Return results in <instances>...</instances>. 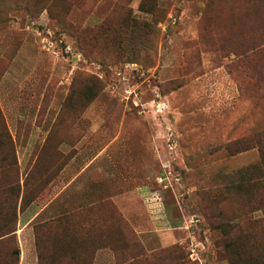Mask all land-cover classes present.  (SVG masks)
Instances as JSON below:
<instances>
[{"label": "rangeland", "instance_id": "obj_1", "mask_svg": "<svg viewBox=\"0 0 264 264\" xmlns=\"http://www.w3.org/2000/svg\"><path fill=\"white\" fill-rule=\"evenodd\" d=\"M263 129L264 0H0V264H264Z\"/></svg>", "mask_w": 264, "mask_h": 264}, {"label": "crops", "instance_id": "obj_2", "mask_svg": "<svg viewBox=\"0 0 264 264\" xmlns=\"http://www.w3.org/2000/svg\"><path fill=\"white\" fill-rule=\"evenodd\" d=\"M62 190V189H61ZM65 190V189H63ZM62 196V193L58 192L56 196L54 197L53 201L49 204H46L44 208H42L40 211L35 212L32 216H29V223L36 222L35 220L39 218V216L44 213L48 212L51 215L56 213V206L51 205L54 202L56 203H63V199H59ZM33 226H28L25 229L23 228L21 233L27 232L29 236L27 237V242L25 243L24 239L22 238V241L19 243L18 249L21 251L17 255L16 264H38V253H37V246H36V239L33 232ZM20 237V235H18ZM20 247V248H19ZM21 254V255H20Z\"/></svg>", "mask_w": 264, "mask_h": 264}, {"label": "trees", "instance_id": "obj_3", "mask_svg": "<svg viewBox=\"0 0 264 264\" xmlns=\"http://www.w3.org/2000/svg\"><path fill=\"white\" fill-rule=\"evenodd\" d=\"M259 134H260V139L263 140L262 142L260 141V150H261V153H262V152H264V129L261 132H259ZM255 183L260 185V184L264 183V180L263 179H259ZM227 227L229 229H232V231H234V230L237 231V228H238V226H234L232 224H229Z\"/></svg>", "mask_w": 264, "mask_h": 264}]
</instances>
